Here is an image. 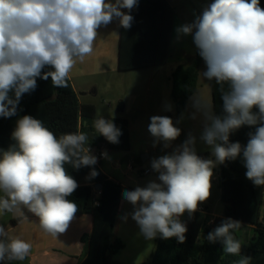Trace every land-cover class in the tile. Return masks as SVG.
<instances>
[{"label":"clouds","instance_id":"9594fccd","mask_svg":"<svg viewBox=\"0 0 264 264\" xmlns=\"http://www.w3.org/2000/svg\"><path fill=\"white\" fill-rule=\"evenodd\" d=\"M138 6L139 0H0V117L17 116L23 95L36 89L38 78H50L57 88L68 87L77 61L93 53L99 29L114 20L130 29L131 12ZM175 32L177 38L191 36L206 65L202 77L221 86L222 114H216L214 103L201 92L194 91L191 98V118L197 113L203 117L199 139L212 158L198 155L191 133L172 148L181 135L176 124L183 116L174 123L167 115H153L147 128L153 146L162 142L172 151L151 159L155 180L125 189L122 196L133 208L123 219L130 215L145 240L175 238L183 244L188 229L181 217H191L210 198L217 165L239 158L245 177L264 187V8L260 0H212ZM164 110H172L170 102ZM244 126L254 129L247 143L232 142L230 136ZM93 128L109 143H119L122 131L112 119L100 115ZM11 136L15 144L0 149V213L26 208L39 218L45 233L57 238L79 210L68 199L79 184L65 165L92 168L89 178L99 175L88 135L77 131L57 137L40 119L23 115ZM101 156L110 159L107 152ZM240 227V221L226 218L206 240L219 241L225 254L239 256L242 245L233 232ZM31 249V243L10 237L0 225V262L23 261ZM250 260L242 256L234 264Z\"/></svg>","mask_w":264,"mask_h":264},{"label":"trees","instance_id":"16d2710c","mask_svg":"<svg viewBox=\"0 0 264 264\" xmlns=\"http://www.w3.org/2000/svg\"><path fill=\"white\" fill-rule=\"evenodd\" d=\"M260 5L264 8V0H260ZM131 15L134 16L132 27L130 29L121 27L118 69L128 71L166 64L170 53L175 9L167 0H139L138 8L133 9ZM202 62L203 59L196 50L188 63L179 64L172 71L171 96L176 114L185 109L190 97L197 91ZM210 85L214 110L216 114H222L221 86L214 81L210 82ZM224 89H227V85H224ZM23 115L40 119L57 137L63 133L82 131L87 133L90 145H105L114 151H128L131 148L129 119L125 116L111 118L121 129L122 135L118 144L109 143L93 128V120L99 117L96 105L80 101L71 79L68 87L57 88L52 85L50 78L48 80L38 78L36 89L23 95L17 116L0 117V147L3 150H8L15 144L11 134L16 126V120ZM253 130L244 126L233 133L230 140L246 144L248 133ZM143 156L146 157L145 153L136 158L135 162L140 163L144 159ZM100 163L101 161L93 166L99 173L95 178H89L92 171L90 167L75 169L70 164L65 165L67 173L79 184L77 190L68 197L78 205L79 210L75 215L86 213L92 215V229L81 237L86 257L80 264H124L112 258L125 247L121 238H113V228L122 193L128 187L106 175ZM219 171L223 215L209 224L205 207L203 210L199 208L188 219V231L183 244L178 243L175 238L164 240L157 237L151 260L138 264H234L242 256L251 257L250 264H264V214H262L264 187L254 186L245 177L246 169L239 158L221 164ZM97 184L101 186L100 190L96 188ZM226 218L241 222L240 230L233 232L234 237L242 245L239 256L225 254L219 241L212 244L206 240L207 234ZM19 221L20 217L12 219L13 224ZM245 228H249L251 232L248 239L243 238L241 232ZM0 264H29V258Z\"/></svg>","mask_w":264,"mask_h":264},{"label":"rangeland","instance_id":"374dc122","mask_svg":"<svg viewBox=\"0 0 264 264\" xmlns=\"http://www.w3.org/2000/svg\"><path fill=\"white\" fill-rule=\"evenodd\" d=\"M169 1L174 5L177 15L173 24L172 44L167 64L128 71L94 74L85 77H72V81L79 92L87 90V93L84 94V99L95 103L97 115H102L106 119L117 116H125L129 119L130 150H108L110 159L104 158L100 163L102 171L115 180L123 182L128 187L127 190H133L137 185L145 186L150 180H155L157 174L155 175L153 171L142 174L141 169H151V159L171 152L172 148L181 144L188 137L187 133H191L196 137V150L209 148L199 139L202 126L194 123L188 113L183 116L182 121L176 126L181 129L187 126L190 129L186 131V135L181 132L180 137L173 142L172 148L164 149L162 142L154 147L153 137L147 130L150 123L149 118L164 110V105L168 102L166 98L169 99V95H162V92L171 84L168 78L169 72L174 68L178 60L188 63L196 51L191 36L177 38L176 27L183 23L191 22L194 19V14H199L207 3L212 2V0ZM104 67L105 64H102V68ZM205 70L206 66L204 64L202 72ZM201 80L205 85L209 83L202 77V74ZM149 83H152L153 90L151 93L147 89L150 87ZM120 102L125 104L123 113H119L117 110ZM172 119L175 123L178 120V115L176 114ZM0 149L2 148L0 147ZM143 153H145L146 157L143 156L144 159L140 163L135 162V159ZM116 161H119L120 164H117ZM218 170L219 165L213 169L214 175L218 174ZM84 179H88V177H84ZM211 182L212 187L216 188L219 193L221 190L219 179ZM208 204L211 212L221 213L223 211L224 205L219 195H212ZM132 210V205L122 197L113 238L117 237L119 233L122 234L126 245L118 253L114 254L112 258L124 264H138L150 261L151 253L155 248V239L151 241L145 240L139 234V228L130 215H128L126 221L123 219ZM262 214H264V201ZM241 232L245 239H248L251 235L249 228H245Z\"/></svg>","mask_w":264,"mask_h":264},{"label":"crops","instance_id":"0c3cea01","mask_svg":"<svg viewBox=\"0 0 264 264\" xmlns=\"http://www.w3.org/2000/svg\"><path fill=\"white\" fill-rule=\"evenodd\" d=\"M167 1L174 8V5L169 0ZM176 15L177 13L175 10V17ZM173 24H174V21H173ZM172 29H173V25H172ZM120 34H121V26L119 25L118 20H114L107 27H102L101 29H99V37L97 41L95 42L93 53L90 56H87L83 62L77 61L75 67L70 73L71 82L77 94L79 95L81 102H92V101L84 99V94L87 93V90H83L82 92H79L78 88L74 85L72 81V77L74 76L85 77V76H91L94 74H101V73H112V72H118V71L120 72V70L118 69V53H119V44H120ZM171 44H172V37H171ZM171 44H170V48H171ZM194 54L192 56H194ZM169 56H170V53H169ZM167 63H168V60L166 64ZM182 63L184 62H182L181 60H178L174 68L171 69V71L168 74V78L170 81H171L172 71L179 64H182ZM102 64H105L104 68H102ZM204 64L205 62L203 61L200 67L197 91L201 92L205 96V98L213 102L212 89H211L210 82L208 81L209 83L205 85L201 80V74H202ZM151 84L152 83H149L150 87L147 88L149 89L148 91H150V93L153 90ZM82 89H84V87H82ZM171 89H172V81H171L170 86H168V88H166V90L162 92V95H165V96L169 95V99L166 98V100H168V102L170 103L172 102L171 103L172 110L171 111L161 110L157 112L156 115H167L171 118L176 115L175 104L171 96ZM192 97L193 95L190 97L185 109L180 114H177L178 120L181 119V116H184L187 113L189 115H192L195 112V109L192 107V99H191ZM193 122L198 123V125H201L203 128V117L199 113H197V118L193 119ZM189 129H190L189 127L184 126L182 129L183 134L186 135V131H189ZM129 133H130V130H129ZM187 135L189 134L187 133ZM197 153L203 158H211L209 148L199 149L197 150ZM116 163L120 164L119 161H116ZM146 169H149L150 170L149 173H151L152 170L150 168H146ZM141 170H142V174H144L143 171L145 169H141ZM154 174L156 175V173ZM109 177L112 178L111 176ZM218 179L220 181L219 187H221V176H220L219 170H218V174L212 177V181L218 180ZM116 181L120 182L123 186H125L123 182L119 180H116ZM221 191L222 189L219 192L220 194H221ZM217 193H218L217 189L212 187L210 198L206 202H203L199 205V208L205 207L204 211H205L206 217L209 219L211 218V216H214L215 218H219L223 215V211L221 213L211 212L210 206L208 204L209 201H211L212 195L220 196V194L219 193L217 194ZM2 195L3 193H0V196ZM15 217H20V221L16 224H13L12 219ZM188 219H189V215L187 213H185L181 217V220L186 224L187 228H188ZM0 225H3L5 227L10 237H19L20 239H23L26 242H29L32 244V249H31L30 255L28 256L29 264H80L83 261V259L86 257V249H85L84 243L82 242L81 237L84 233L91 231L92 215L90 213L75 215L67 231L65 233L59 234L57 238L45 233L39 227V218L23 207H21V209L16 212L0 213ZM116 226H117V218H116L115 225L113 228V234L115 232ZM117 237L125 241V238L122 234L119 233ZM124 243H126V241Z\"/></svg>","mask_w":264,"mask_h":264},{"label":"built area","instance_id":"2783aa9c","mask_svg":"<svg viewBox=\"0 0 264 264\" xmlns=\"http://www.w3.org/2000/svg\"><path fill=\"white\" fill-rule=\"evenodd\" d=\"M89 147H90V149H91V151H92V154L93 155H95L97 158H98V162H100V161H102V159H104L102 156H101V153H103V152H107L108 153V148L105 146V145H102V146H98V145H90L89 144ZM150 172V170L149 169H145L144 171H143V173L144 174H147V173H149ZM98 203V202H97ZM201 209L203 208V207H200ZM203 210V209H202ZM215 217L214 216H212L210 219H209V224H212L214 221H215Z\"/></svg>","mask_w":264,"mask_h":264},{"label":"water","instance_id":"95a60500","mask_svg":"<svg viewBox=\"0 0 264 264\" xmlns=\"http://www.w3.org/2000/svg\"><path fill=\"white\" fill-rule=\"evenodd\" d=\"M117 110H118L119 113H123V112H124V110H125V104H124V102H120V103H119ZM96 188H97L98 190H100V189H101V186L97 184V185H96ZM120 205H121V204H120Z\"/></svg>","mask_w":264,"mask_h":264}]
</instances>
